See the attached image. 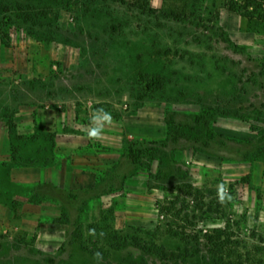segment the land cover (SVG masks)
Wrapping results in <instances>:
<instances>
[{
  "label": "rangeland",
  "instance_id": "1",
  "mask_svg": "<svg viewBox=\"0 0 264 264\" xmlns=\"http://www.w3.org/2000/svg\"><path fill=\"white\" fill-rule=\"evenodd\" d=\"M0 125V264H264V31L221 0H0ZM71 136L84 182L11 179Z\"/></svg>",
  "mask_w": 264,
  "mask_h": 264
},
{
  "label": "crops",
  "instance_id": "2",
  "mask_svg": "<svg viewBox=\"0 0 264 264\" xmlns=\"http://www.w3.org/2000/svg\"><path fill=\"white\" fill-rule=\"evenodd\" d=\"M70 149H73V153L69 158L66 157L64 162L55 164L53 166V171H48L49 168L37 169L34 167H18L12 169L10 175L13 176L18 174V180L20 181H30L37 179V176L41 174L53 175L54 181L63 187L72 188L77 187L78 183L84 182L87 178V173H89L88 162H83L81 160H87L83 155H79L76 151L77 141L74 136L69 138ZM10 135L5 126L0 125V155L7 156L9 150ZM47 170V171H46Z\"/></svg>",
  "mask_w": 264,
  "mask_h": 264
},
{
  "label": "trees",
  "instance_id": "3",
  "mask_svg": "<svg viewBox=\"0 0 264 264\" xmlns=\"http://www.w3.org/2000/svg\"><path fill=\"white\" fill-rule=\"evenodd\" d=\"M222 4L232 11H235L246 17L250 29H262L264 31V0H221ZM140 77L145 84L146 89L150 91L160 90L165 86L164 77L158 74L141 73ZM111 234V233H110ZM109 233H104L108 242L112 247L121 248L126 244L125 241H120V237L111 236ZM102 255V253H99ZM216 262V260H215ZM244 260L237 259L233 262L225 264H244ZM133 264H139L134 261Z\"/></svg>",
  "mask_w": 264,
  "mask_h": 264
},
{
  "label": "clouds",
  "instance_id": "4",
  "mask_svg": "<svg viewBox=\"0 0 264 264\" xmlns=\"http://www.w3.org/2000/svg\"><path fill=\"white\" fill-rule=\"evenodd\" d=\"M93 121L95 120V117L92 118ZM104 119L108 122L111 121V117L108 114H105ZM89 138L91 139H99L101 136V129L93 127L91 131L88 133Z\"/></svg>",
  "mask_w": 264,
  "mask_h": 264
}]
</instances>
